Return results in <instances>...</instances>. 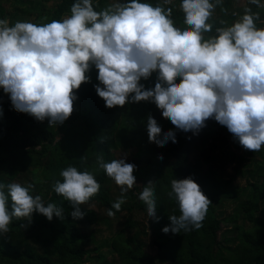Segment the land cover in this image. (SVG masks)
<instances>
[{"label": "clouds", "instance_id": "9594fccd", "mask_svg": "<svg viewBox=\"0 0 264 264\" xmlns=\"http://www.w3.org/2000/svg\"><path fill=\"white\" fill-rule=\"evenodd\" d=\"M250 3L259 6V0ZM214 7L210 0H182L188 26L183 30L174 26L171 8L139 0L99 12L92 0H79L69 17L44 25L16 22L9 27L7 19H0V88L14 110L40 122L47 118L55 126L72 114L74 90L90 82L86 73L94 66L99 83L93 87L107 108L150 101L176 129L193 135L211 118L245 150L258 152L264 146V29L254 23L258 14L245 9L240 20L217 28V35L205 39L203 33L212 31L208 20ZM154 72L155 86L146 89L140 81ZM146 127L150 143L163 147L168 141L177 142L175 133L162 132L151 115ZM98 164L121 191L107 211L111 217L112 209L120 210L125 193L136 184V166L125 158L105 163L98 157ZM60 176L63 182H55V193L71 203L74 219H83L80 205L98 193L100 184L92 172L73 166ZM170 183L168 195L175 198L180 215L169 216L170 224L161 231L177 234L201 228L212 202L191 177ZM33 187L0 183V234L9 231L14 217L30 224L33 212L49 221L54 216L63 219V209L55 203L45 205L40 195L31 194ZM139 199L148 217L158 222L153 181L142 187Z\"/></svg>", "mask_w": 264, "mask_h": 264}, {"label": "trees", "instance_id": "16d2710c", "mask_svg": "<svg viewBox=\"0 0 264 264\" xmlns=\"http://www.w3.org/2000/svg\"><path fill=\"white\" fill-rule=\"evenodd\" d=\"M40 1L46 3L51 0ZM54 1L55 6L50 10L35 9L31 23L44 25L53 20L62 21L65 16L71 15V6L79 2ZM126 2L128 0L124 1ZM139 2L157 6L154 0ZM210 2L215 7L221 3L222 8H228L231 0H223L219 4H216V0ZM107 3L108 0H92V6L97 12L106 9ZM167 8L172 9L170 18L174 26H181L184 23V13L180 6L165 7ZM44 14L47 17H43ZM260 15L264 17L263 12ZM86 75L90 76V82L82 83L79 89L74 90L76 99L73 101L72 114L62 124L55 126H50L47 118L40 122L27 113L14 110L9 95L0 91V183L7 185L15 182L22 186L32 184L33 196L40 195L45 205L55 203L63 209V219L54 216L51 221L37 212L32 213L30 224L26 218L14 217L9 231L0 234V264H85V261H92V264H112L116 261H107L101 246L95 240L89 241L87 233L80 228L90 227L97 218L102 217L83 211V220L74 219L71 216L73 206L56 194L53 186L57 180L63 182L60 172L69 166L76 167L81 172L88 170L100 184V189L85 204L98 203L107 213L113 203L103 185L109 177L99 167L98 157H103L105 163L111 162L112 148L116 147L117 142L123 147H134L141 143L140 139L144 140L148 150L143 148L139 153L143 156L148 154L146 125L149 115L157 121L162 132L173 131L175 126L150 101L129 102L123 107L107 108L93 87L99 83L98 71L93 66ZM156 76L157 73L154 72L148 80L142 78L140 83L146 89L153 88ZM205 124L197 135L177 129L174 131L176 143L168 141L161 155L154 154L143 164L136 166L133 175L140 181V186L135 188L137 196L133 197L127 192L132 204L121 205L119 211L112 209L114 216L123 211L132 212L133 209L147 212L146 205L139 199V193L151 180L154 182L156 215L159 220L157 222L151 219L150 226L154 235L156 257L161 264H264V216L256 215L261 201L264 211L263 169H258L257 172L262 174L261 181H247L243 188L231 184L232 178L221 179L219 173L212 171L209 166L207 172L201 174L197 162L188 161L191 145L199 139L210 141L216 131L229 132L214 119H208ZM233 142L239 147L234 137ZM253 153L247 151L249 156H253ZM158 156L163 158L159 159ZM227 159L232 160L231 154ZM235 173L241 174L239 170ZM186 177H191L212 203L201 228L165 234L161 229L170 224L168 217L180 215L178 203L168 195L171 192L170 182ZM4 191L7 194V188ZM239 191L245 193V197L240 202L238 212H233L231 216L216 213L222 199L234 198ZM7 205L11 210L10 198ZM238 214L243 223L246 221V224H250V228L243 229L235 223ZM221 222L231 225L220 240H217ZM23 224L28 226L21 227ZM133 225L130 219H126L123 230L133 228ZM122 234L123 232L109 243L104 242L115 253L117 264H155L154 257L145 253L141 245L130 240L133 244L131 246L128 241L123 240ZM91 242H94V246L89 249ZM222 243L227 245L223 246ZM229 244L232 245L231 249L227 247ZM222 249L228 252L227 255L221 253Z\"/></svg>", "mask_w": 264, "mask_h": 264}, {"label": "rangeland", "instance_id": "374dc122", "mask_svg": "<svg viewBox=\"0 0 264 264\" xmlns=\"http://www.w3.org/2000/svg\"><path fill=\"white\" fill-rule=\"evenodd\" d=\"M125 0H108L107 8L116 3H124ZM156 5L162 7L173 6L178 8L182 0H171L170 3L165 4L164 0H154ZM223 2V0H220ZM55 6V1L51 0L49 2H42L40 0H0V19H7L9 27L14 26L16 22H32L34 18V10L43 8L45 10H50ZM245 9H250L252 14H258V19L254 20L257 29H264V17H261L260 12L264 13V0H259V6L257 4L250 3V0H231L228 8H222L221 3L218 7H214L212 15L208 20V23L212 25V31L203 33L205 39L217 35L216 29L220 27L232 26L235 22L240 20L245 14ZM29 10V11H28ZM43 17H47L46 14ZM65 16L64 18H67ZM63 18V19H64ZM214 23H218L214 25ZM188 27L186 24H182L178 28L183 30ZM3 91V88H0ZM175 128L173 130L176 131ZM219 133V134H218ZM132 137V135H129ZM222 138V139H221ZM221 139V140H219ZM141 143L134 147H123L120 143H116V147L112 148L113 160L118 158H125L126 163H132L135 166L143 164V162L153 156L154 154L161 155V152L166 147L157 146L155 143L148 142L149 152L145 156L139 153V150L146 148L144 140L140 139ZM237 141V140H236ZM238 142V141H237ZM148 150V149H147ZM248 150H245L242 146L237 147L233 142V135L231 133L218 132L216 131L212 135L210 141H205L199 139L198 142H194L191 145V150L188 156V161L190 163H195L199 165V170L201 174H204L208 170V166L212 171L219 173L221 179H231V184L237 186L238 188H243L246 186L247 181H261V175H259L258 169H263L264 175V146L261 147L260 151L254 152L253 156L247 154ZM231 154L232 160L227 159ZM140 159V161H139ZM239 170L240 175L236 174L235 171ZM140 186V181L136 180V184L128 192L136 197L135 188ZM103 188H107V195L111 203L116 202L121 196L120 187L117 186L110 177L106 179ZM245 193L239 191L237 196L234 198H224L222 199L220 205L217 206V212H221L223 216H231L233 212H238V207L240 202L243 201ZM130 198L128 194L125 193V202L122 206L131 205ZM259 211L256 213L257 216H264L263 211V201L259 203ZM83 212H91L102 217V219H96V221L90 226H81V230L85 231L88 235L89 241H96L98 245L101 246L102 251L105 253L107 261L112 264H117V258L115 253L104 244V242H111L115 239L121 232H123V240L128 241V243L133 246L130 240H134L135 243L142 246V250L153 256L155 264H161L156 257V248L153 245L154 235L150 226V221L152 218L148 217L147 212H139L135 209L132 212L123 211L117 216L109 217L105 209L99 206L98 203L83 204L81 207ZM88 215V213H87ZM84 219V217H83ZM78 219V220H83ZM126 219H130L134 225L133 228H127L123 230V224ZM229 223V222H228ZM235 223L241 225L243 229L250 228V224L241 218L238 214ZM229 224L221 222V229L217 234V240H220L223 233L229 228ZM91 242L89 249H91L94 244ZM223 246L227 244L222 243ZM37 246V245H35ZM229 249L232 245L227 246ZM221 253L227 255L225 249L221 250ZM85 264H92V261H85ZM163 264V263H162Z\"/></svg>", "mask_w": 264, "mask_h": 264}]
</instances>
